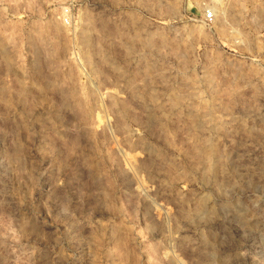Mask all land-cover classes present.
Segmentation results:
<instances>
[{
	"label": "rangeland",
	"instance_id": "rangeland-1",
	"mask_svg": "<svg viewBox=\"0 0 264 264\" xmlns=\"http://www.w3.org/2000/svg\"><path fill=\"white\" fill-rule=\"evenodd\" d=\"M0 264H264V0H0Z\"/></svg>",
	"mask_w": 264,
	"mask_h": 264
},
{
	"label": "built area",
	"instance_id": "built-area-1",
	"mask_svg": "<svg viewBox=\"0 0 264 264\" xmlns=\"http://www.w3.org/2000/svg\"><path fill=\"white\" fill-rule=\"evenodd\" d=\"M214 19V14L212 11H207V13L204 15V20L206 22H211Z\"/></svg>",
	"mask_w": 264,
	"mask_h": 264
},
{
	"label": "bare ground",
	"instance_id": "bare-ground-1",
	"mask_svg": "<svg viewBox=\"0 0 264 264\" xmlns=\"http://www.w3.org/2000/svg\"><path fill=\"white\" fill-rule=\"evenodd\" d=\"M219 14H220V13H219ZM128 158H130V157H128ZM133 159H135V158H133ZM133 159L130 158V159L127 160V162H128L129 164H132Z\"/></svg>",
	"mask_w": 264,
	"mask_h": 264
}]
</instances>
